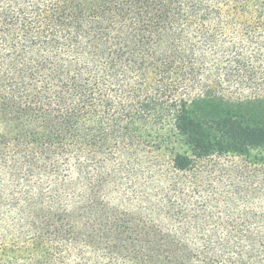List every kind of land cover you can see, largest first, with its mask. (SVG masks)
<instances>
[{
	"label": "trees",
	"instance_id": "1",
	"mask_svg": "<svg viewBox=\"0 0 264 264\" xmlns=\"http://www.w3.org/2000/svg\"><path fill=\"white\" fill-rule=\"evenodd\" d=\"M0 264H264V0H0Z\"/></svg>",
	"mask_w": 264,
	"mask_h": 264
}]
</instances>
